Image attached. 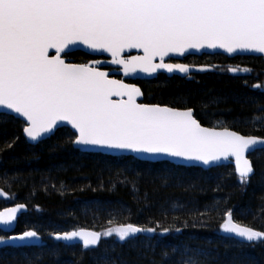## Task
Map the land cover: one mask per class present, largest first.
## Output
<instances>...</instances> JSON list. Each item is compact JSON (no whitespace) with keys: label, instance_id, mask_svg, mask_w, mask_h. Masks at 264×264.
I'll return each instance as SVG.
<instances>
[{"label":"snow or ice","instance_id":"1","mask_svg":"<svg viewBox=\"0 0 264 264\" xmlns=\"http://www.w3.org/2000/svg\"><path fill=\"white\" fill-rule=\"evenodd\" d=\"M70 45L110 53L111 62L121 65L125 74L137 69L188 72V65L165 63V57L205 46L264 54V0H0V107L23 118L28 139L43 142L60 122H67L74 130L68 142L74 145L204 165L232 157L242 184L255 174L248 154L264 145V137L242 135L228 127H204L190 107L138 103L143 95L140 88L109 78L108 72L95 66L101 61L66 62L61 54L66 55ZM126 49L143 54L125 57ZM257 113H264V107ZM257 113L248 121L256 131L264 125V115ZM24 208L0 211V224L10 225ZM217 230L249 244L264 243V231L235 222L233 209L224 213ZM156 231L128 223L104 233L79 229L52 235L64 241L79 238L82 248L90 250L102 235L115 233L124 241ZM39 238L37 231L27 230L0 236V244H31ZM209 255L206 249L185 248L179 264H206L200 257ZM168 259L169 253L163 252L162 261Z\"/></svg>","mask_w":264,"mask_h":264},{"label":"trees","instance_id":"2","mask_svg":"<svg viewBox=\"0 0 264 264\" xmlns=\"http://www.w3.org/2000/svg\"><path fill=\"white\" fill-rule=\"evenodd\" d=\"M66 56L76 63L93 59L82 51ZM186 60L210 71L135 81L144 102L190 107L203 125L264 137V125L256 131L248 123L264 107L262 57L204 54ZM233 67L238 71H229ZM24 126L20 119L0 114V188L10 196L0 200V207L26 205L16 232L37 231L43 244H0V264H179L185 248L208 250L207 258L200 257L206 264H264V243L249 244L217 230L224 213L233 209L234 221L264 231V149L250 155L255 174L242 184L232 165L205 170L82 152L68 142V128L30 144ZM209 207L216 210L206 211ZM128 223L157 231L124 241L115 233L102 235L90 250L52 235L82 228L104 233ZM163 228L171 231L162 233ZM0 236L8 234L0 230ZM165 251L170 259L162 261Z\"/></svg>","mask_w":264,"mask_h":264},{"label":"water","instance_id":"3","mask_svg":"<svg viewBox=\"0 0 264 264\" xmlns=\"http://www.w3.org/2000/svg\"><path fill=\"white\" fill-rule=\"evenodd\" d=\"M75 51H82V52H84V53H86V54H88L90 56L103 58V59L100 60L101 64L95 65L96 67H98L101 71L108 72L109 73V78H111V79L121 80L125 84L135 85L136 87L140 88L142 93H143L142 88L138 84H136V82H135L137 80H152V79L157 78L159 74H165V75H167L169 77L180 76V77L185 78V77H188V75H191V74H202V73H206V72H208L210 70V67L206 66V65H188L189 66V71L188 72H180L179 70H173L172 72H168L166 69H157V71L154 72V73H146V72H143L140 69H137L136 72L125 74L124 71H123V67L121 65H116V64H113L111 62L112 61V57H111L110 53L103 52V51L92 50V49L88 48L85 45H78V46L70 45L69 48L65 50V52L67 53L66 55H69V54H71V53H73ZM53 53H54V50H50V54H53ZM142 54H143L142 51L141 50H137V49H126L125 52L123 53V55L125 57L134 56V55H142ZM204 54H206V55L222 54V55L227 56L228 58H234V57H237V56H255V57H262L264 59V54L253 53V52H249V51H246V50H237L234 53H228L225 49L209 48V47L205 46L204 48H201V49H188L183 54L170 53L169 56L165 57L164 62L165 63H171V62H168L171 59H173V60H183L187 56H202ZM61 55L66 60V62H68V63H76L71 58L67 57L65 54L62 53ZM159 62H160L159 58H157L155 63H159ZM77 64H83V63H77ZM171 64H180V63H171ZM202 68L204 70H202ZM116 76H120V78H118ZM137 102L138 103L148 104V103L144 102V93H143V95L141 97L137 98ZM160 105L161 106H168V105H162V104H160ZM168 107H171V106H168ZM173 108H176V107H173ZM177 109L184 110L186 108H177ZM0 114L12 115L15 118L20 119L21 121H23V118L20 117L19 114L14 113L11 110L5 109L3 107H0ZM202 126L209 127V126H206V125H203V124H202ZM61 128H68L72 132L74 131V130L71 129V125H68L67 122H60V126L58 128H56V129H54L52 133L47 134L46 137L43 140H45L47 138H50L52 135H54L57 132L58 129H61ZM230 130H233V129H230ZM233 131H235V130H233ZM242 135H244V134H242ZM24 136H25V138L27 139V141L30 144L39 143V142L31 141L30 139H28L26 137L25 134H24ZM73 146L76 149H79L82 152L102 153V154L111 155V156H133V157L137 158L138 160L149 161V162L168 161V162L176 164V165H181V166H186V167H199V168H202V169H205V170H208V169L216 167V166H221V165H232L235 168V160L232 157H229L227 160L222 159L220 161L211 162L209 165H204L200 161H195V160L185 161L182 158L164 157V158H161L159 160H147V159H143L142 157L147 156L148 154H137V153H133V152H130V151H125V150L102 151V150H100V149H98L96 147H93V146H83V145H74V144H73ZM261 149H264V145L257 146V150H261ZM251 154H248V158L250 160H251V158H250ZM236 174L238 175L237 172H236ZM0 190H2V193H3V194H0V200H7V199L10 198L9 194H7L3 189L0 188ZM17 205H24V204H15V205H11V206H6L4 208L0 207V211H3L6 208L16 207ZM25 212H27V206L26 205H25L24 209H22L20 212H18L17 219L15 221H13L10 225L0 224V230H2L3 232H5L7 234H10V236L18 235V234H13V233L16 232L20 216L23 213H25ZM242 226H244V225H242ZM82 229H85V230H88V231L98 232L96 230L89 229V228H82ZM226 234L228 236H230V237H234V238H237V239L243 241V238L236 237L234 234H228V233H226ZM39 237L40 238L38 240H35L31 244L22 245L21 242L17 241L14 244L9 243V244H4V245L5 246H11V247H17V248L24 247V246H39V245L43 244V239H42V236L40 234H39ZM101 239H102V236H101ZM59 241L65 243L67 245H82V241H80L79 238H76V239H74L72 241H64V240H59ZM100 241H99V243H100ZM90 247H96V246H90Z\"/></svg>","mask_w":264,"mask_h":264},{"label":"flooded vegetation","instance_id":"4","mask_svg":"<svg viewBox=\"0 0 264 264\" xmlns=\"http://www.w3.org/2000/svg\"><path fill=\"white\" fill-rule=\"evenodd\" d=\"M90 56V55H89ZM91 57H93V56H91ZM189 56H187V57H185L183 60H173V59H171V60H169L168 62H171V63H180V64H186V65H196V64H190V63H188L187 62V58H188ZM196 57V56H195ZM101 59H103V58H98V57H93V59H90L88 62H91V61H100ZM87 62V63H88ZM207 66V65H206ZM110 69V68H109ZM210 71V70H209ZM208 71V72H209ZM160 75V74H159ZM158 75V76H159ZM191 75H193V74H191ZM191 75H188V77L189 76H191ZM116 77H118V78H120V76H116ZM137 81H139V80H137ZM137 84V83H136ZM144 93V92H143Z\"/></svg>","mask_w":264,"mask_h":264},{"label":"bare ground","instance_id":"5","mask_svg":"<svg viewBox=\"0 0 264 264\" xmlns=\"http://www.w3.org/2000/svg\"><path fill=\"white\" fill-rule=\"evenodd\" d=\"M148 104H150V103H148ZM152 104V103H151ZM21 233H23V232H21ZM13 234H20V233H17V232H15V233H13ZM12 235V234H11ZM10 236V234H8V236L7 237H9ZM6 237V238H7ZM8 247H11V246H8Z\"/></svg>","mask_w":264,"mask_h":264}]
</instances>
